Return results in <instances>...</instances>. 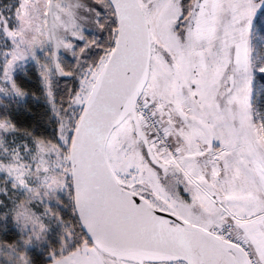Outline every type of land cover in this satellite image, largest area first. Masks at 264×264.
<instances>
[{
  "label": "snow or ice",
  "instance_id": "6c2138e0",
  "mask_svg": "<svg viewBox=\"0 0 264 264\" xmlns=\"http://www.w3.org/2000/svg\"><path fill=\"white\" fill-rule=\"evenodd\" d=\"M262 109L264 0H0V264H264Z\"/></svg>",
  "mask_w": 264,
  "mask_h": 264
},
{
  "label": "trees",
  "instance_id": "16d2710c",
  "mask_svg": "<svg viewBox=\"0 0 264 264\" xmlns=\"http://www.w3.org/2000/svg\"><path fill=\"white\" fill-rule=\"evenodd\" d=\"M67 60L68 62L71 61V58L69 59L67 56ZM66 62V64L68 63ZM36 69L34 67H32L31 65H29L27 67L26 72H21L20 75L22 77H25L27 79H29L27 81V85L29 88L31 89H36L38 87V78L36 77ZM74 83V81L72 80V78H64L63 82H61L60 85V93L63 92V89L65 86H67L68 88L72 87V84ZM262 111H264V109H262ZM29 116H31L33 118V120H35L36 122L40 123L45 119V114L43 111V107H38L35 109L34 112H30ZM32 123V120L28 121V124L30 125ZM48 130L51 131V126H48ZM65 220H71L72 219V209L71 208H67L66 211V215H64ZM44 258L40 257V259L38 260L37 264H43Z\"/></svg>",
  "mask_w": 264,
  "mask_h": 264
},
{
  "label": "rangeland",
  "instance_id": "374dc122",
  "mask_svg": "<svg viewBox=\"0 0 264 264\" xmlns=\"http://www.w3.org/2000/svg\"><path fill=\"white\" fill-rule=\"evenodd\" d=\"M66 55L68 56L69 59L71 58V53H67ZM66 62H68L67 59L65 60V63H66ZM69 89H70V88H69ZM66 211H67V208L65 209V214H64V215H66ZM66 220H68V219H66ZM43 258H44V257H43Z\"/></svg>",
  "mask_w": 264,
  "mask_h": 264
}]
</instances>
